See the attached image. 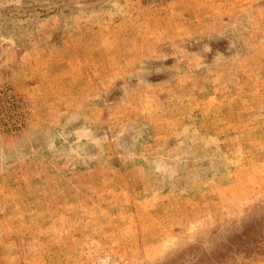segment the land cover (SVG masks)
<instances>
[{
    "label": "rangeland",
    "instance_id": "rangeland-1",
    "mask_svg": "<svg viewBox=\"0 0 264 264\" xmlns=\"http://www.w3.org/2000/svg\"><path fill=\"white\" fill-rule=\"evenodd\" d=\"M0 264H264V0H0Z\"/></svg>",
    "mask_w": 264,
    "mask_h": 264
}]
</instances>
